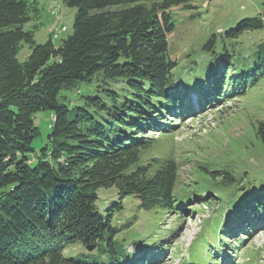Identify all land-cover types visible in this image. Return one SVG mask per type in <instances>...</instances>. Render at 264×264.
I'll use <instances>...</instances> for the list:
<instances>
[{
    "label": "trees",
    "instance_id": "1",
    "mask_svg": "<svg viewBox=\"0 0 264 264\" xmlns=\"http://www.w3.org/2000/svg\"><path fill=\"white\" fill-rule=\"evenodd\" d=\"M61 1L73 8L75 14L71 35L56 47L51 40L34 45L32 35L23 30L30 19L26 0H0V264H85L64 256L67 248L77 244L82 248L95 245V249L109 254L111 264H124L131 255L124 244L119 247L116 242L111 215L97 209L98 191H113L119 198L114 205L118 210L122 209L121 200L130 196L139 199L144 210L158 207L175 214L182 206L177 202L180 167L175 157L167 153L144 160L142 155L153 148L154 138H145L159 127L153 124L165 121V135L178 128L167 126L164 120L172 114L174 106H184L178 84L172 78L177 61L168 52L167 35L174 29L169 9L189 0ZM262 25L260 19L243 21L227 35L236 37ZM20 43L32 45L23 63L17 59ZM217 44L211 36L202 49L211 51ZM218 45L220 48L216 50L225 51L221 54L225 60L217 82L221 86L225 82L222 76L226 74L223 72L227 59L243 55L236 43L232 42L229 49L223 43ZM262 58L264 44L248 58L243 57L242 63L236 62L235 66L232 62L226 72L232 68L254 82L257 71L254 67ZM206 77L214 81L219 76L206 73L203 81ZM94 79L107 86L106 91L114 98L118 94L110 90L108 82L123 80L137 94L139 106L125 103L132 114L131 134L112 135L116 131L113 122L124 124L128 114H112L100 98L90 100L93 106L88 107L92 110L70 109L60 102L61 92L91 84ZM197 90L201 92L200 103L208 100L211 91L205 87ZM242 93L244 90L239 92ZM144 104L146 110L141 107ZM190 109L194 114L197 111ZM40 111L51 112L53 118L49 125L51 146L34 155L32 142L38 132L32 118ZM101 111L107 112L106 118ZM142 122L146 126L141 127ZM254 127L256 139L264 144V121L256 122ZM214 168L211 171L199 168L210 176L209 184L219 189L233 187L229 194L245 191L241 201L246 202L251 195L250 203H258L245 204L250 212L242 206L229 210L226 218L231 216V221L220 223L218 218L213 221L210 239L205 238L204 243L219 250L225 247L221 242L226 237L224 225L234 226L238 221L249 225L253 215L258 218L264 213V203H260L264 194L238 186L229 167ZM197 201L208 202L206 198ZM220 224L221 241L214 244L211 240L216 238ZM242 236L248 237V232L244 230ZM157 250L164 253L162 248ZM214 263L224 264L210 261Z\"/></svg>",
    "mask_w": 264,
    "mask_h": 264
},
{
    "label": "rangeland",
    "instance_id": "2",
    "mask_svg": "<svg viewBox=\"0 0 264 264\" xmlns=\"http://www.w3.org/2000/svg\"><path fill=\"white\" fill-rule=\"evenodd\" d=\"M26 1L30 7V19L23 30L32 35L34 45H42L51 40L58 47L62 40L71 35L75 14L73 8L65 6L61 0ZM169 12L174 29L167 35L168 52L170 58L177 61L172 78L178 84V92L185 90L179 94L183 97L184 106H174L172 114L164 118L167 126L178 125L171 133L165 135V121L153 124L158 125L160 130L156 128L145 135V138H154V142L153 148L147 150L142 159L162 157L167 153L175 157L180 167L176 195L177 202L182 206L175 214L166 213L158 207L144 210L139 199L130 196L121 200L122 209L118 210L114 206L119 201L118 196L113 191L100 189L96 207L111 215L112 226L116 230L114 238L119 247L124 244L126 252L131 255L124 264H210L215 259L224 264H264V213L258 218L256 214L253 215L249 225L238 221L237 225L229 224L224 228L226 237L223 241L219 240L225 246L222 250L224 253L211 247V243L208 247L205 245L213 219L218 218L220 223H226L232 220L231 216L226 218L228 212L235 211L239 206L242 209L246 207L247 212H250L249 206L245 204L258 203H250L251 195H248L246 202L241 201L245 191L229 194L233 187L219 189L209 184L210 176L199 169L203 167L211 171L215 166L229 167L234 172L238 186L255 194H264V144L256 139L254 131L256 122L264 121V58L256 61L254 82L251 78L246 80L245 76H240L241 72H233L232 68L229 73L226 72V67L231 66L232 62L235 66L236 62L242 63L243 57L248 58L264 44V0H189L171 7ZM252 19L262 20V28L238 33L236 37L227 35L237 30L243 21ZM62 26L67 30L57 38L52 33L54 30L49 31ZM211 36H214L218 44H225L227 49L232 42L236 43L243 55L241 57L236 52L238 55L234 60L227 59L224 67L226 71L223 72L226 74L222 76L225 82L221 86L217 82L220 81V71H223L225 60L221 54H225V51L216 50L220 48L218 44L211 51L202 49ZM31 47V44L20 43L17 54L20 63L26 60ZM206 73L207 76L219 77L214 81L206 77L203 81ZM108 83L111 85L110 90L117 92V98L106 91L107 86L94 79L91 84H81L77 89L61 92L59 100L68 104L70 109L85 107L92 110L88 107L93 106L90 100L100 98L102 105L112 114H128L124 124L118 120L113 122L116 131L112 135L120 132L131 134L129 119L132 114L126 110V106H139L141 100L123 80ZM204 87L209 93L211 91L204 103H200L199 98H189L190 90L197 91ZM241 90L244 93L239 94ZM141 107L146 110L145 104ZM190 107L197 110L195 114ZM100 113L106 118V111ZM173 118L174 122H171ZM51 119L49 111H40L32 118L38 132L32 142L34 155L51 146ZM100 123L104 125L102 120ZM143 124L146 123L142 122L141 127L146 126ZM106 130L111 131L109 126H106ZM204 198L207 203L197 201ZM184 200L189 203L185 204ZM260 203H264V197ZM228 229L232 230L227 232ZM244 230L248 232V237L243 238ZM215 241L211 240L214 244ZM161 248L163 254L157 250ZM137 255L142 256L140 262L137 261L140 257ZM64 256L85 264H111L107 252L101 249L88 252L79 244L67 248Z\"/></svg>",
    "mask_w": 264,
    "mask_h": 264
},
{
    "label": "built area",
    "instance_id": "3",
    "mask_svg": "<svg viewBox=\"0 0 264 264\" xmlns=\"http://www.w3.org/2000/svg\"><path fill=\"white\" fill-rule=\"evenodd\" d=\"M52 30H54L52 33L54 34V37L57 38L61 33L66 32V27L62 26L61 28L56 27L53 28Z\"/></svg>",
    "mask_w": 264,
    "mask_h": 264
},
{
    "label": "water",
    "instance_id": "4",
    "mask_svg": "<svg viewBox=\"0 0 264 264\" xmlns=\"http://www.w3.org/2000/svg\"><path fill=\"white\" fill-rule=\"evenodd\" d=\"M95 248H96L95 245L87 246V247H86V250H87L88 252H92Z\"/></svg>",
    "mask_w": 264,
    "mask_h": 264
},
{
    "label": "bare ground",
    "instance_id": "5",
    "mask_svg": "<svg viewBox=\"0 0 264 264\" xmlns=\"http://www.w3.org/2000/svg\"><path fill=\"white\" fill-rule=\"evenodd\" d=\"M53 13V12H52ZM49 31H52V29L51 30H49ZM52 120H53V118H52Z\"/></svg>",
    "mask_w": 264,
    "mask_h": 264
}]
</instances>
